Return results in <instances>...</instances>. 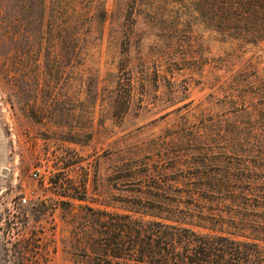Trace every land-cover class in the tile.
I'll list each match as a JSON object with an SVG mask.
<instances>
[{
    "label": "rangeland",
    "instance_id": "rangeland-1",
    "mask_svg": "<svg viewBox=\"0 0 264 264\" xmlns=\"http://www.w3.org/2000/svg\"><path fill=\"white\" fill-rule=\"evenodd\" d=\"M240 19L234 0H0V264L92 263L99 224L144 214L156 185L191 201L187 163L167 166L190 155L180 136L237 123L239 64L264 48ZM225 141L198 149L216 176L237 163Z\"/></svg>",
    "mask_w": 264,
    "mask_h": 264
},
{
    "label": "trees",
    "instance_id": "trees-1",
    "mask_svg": "<svg viewBox=\"0 0 264 264\" xmlns=\"http://www.w3.org/2000/svg\"><path fill=\"white\" fill-rule=\"evenodd\" d=\"M234 2L241 14L237 37L264 43V0ZM259 50L262 54L242 59L237 70V98L245 103L237 123L222 134L221 126L215 130L203 125L175 143L190 155L167 167L187 163L179 176L189 184L191 201H165V189L156 185L161 199L157 205H143L144 214L115 213L99 224L90 245L97 258L82 264H264V48ZM134 94L129 76L122 90L112 93L113 113H127ZM141 102L140 97L138 106ZM218 139L226 140L224 151L237 152V163L216 176L217 171L205 168L209 158L198 149ZM165 168L158 170L159 178H164ZM213 207H218L216 213ZM151 208L158 213H148Z\"/></svg>",
    "mask_w": 264,
    "mask_h": 264
},
{
    "label": "built area",
    "instance_id": "built-area-1",
    "mask_svg": "<svg viewBox=\"0 0 264 264\" xmlns=\"http://www.w3.org/2000/svg\"><path fill=\"white\" fill-rule=\"evenodd\" d=\"M32 176L38 178V177L40 176V174H39V169H35V170L32 172ZM25 202H26V197H20V198L18 199L17 204H18V205H21V204H24Z\"/></svg>",
    "mask_w": 264,
    "mask_h": 264
}]
</instances>
